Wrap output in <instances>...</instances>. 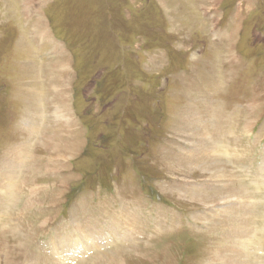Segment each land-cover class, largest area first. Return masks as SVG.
I'll return each instance as SVG.
<instances>
[{
    "label": "rangeland",
    "instance_id": "374dc122",
    "mask_svg": "<svg viewBox=\"0 0 264 264\" xmlns=\"http://www.w3.org/2000/svg\"><path fill=\"white\" fill-rule=\"evenodd\" d=\"M0 264H264V0H0Z\"/></svg>",
    "mask_w": 264,
    "mask_h": 264
},
{
    "label": "trees",
    "instance_id": "16d2710c",
    "mask_svg": "<svg viewBox=\"0 0 264 264\" xmlns=\"http://www.w3.org/2000/svg\"><path fill=\"white\" fill-rule=\"evenodd\" d=\"M100 84H101V82H100ZM92 129H93V127H92L90 124H87V127H86V130L88 131L87 135H90L91 137L96 138V137L94 136V134H95L96 131L93 132ZM154 134H156V133H154ZM91 137H88L87 144H86V147H85V149H84V152L82 153V156L85 155L87 147H88L89 144H91V142H92V138H91ZM102 137H104L105 140H101ZM157 137H158V136H157ZM149 138H151L150 134H149ZM96 139H97V138H96ZM98 139L101 140L100 149H102V147H103L102 145H104L105 142L111 140V139H110V135L101 136V138H98ZM153 139H154V138H153ZM144 145H145V144L142 143V146H144ZM151 145H153L152 141H150V146H151ZM147 149H148V148H147ZM133 153H134V152H133ZM79 188H80V187H78V188H73V189L68 193V197H70V198L68 199V201H71V200L73 199V196L77 193V191H78Z\"/></svg>",
    "mask_w": 264,
    "mask_h": 264
},
{
    "label": "bare ground",
    "instance_id": "6f19581e",
    "mask_svg": "<svg viewBox=\"0 0 264 264\" xmlns=\"http://www.w3.org/2000/svg\"><path fill=\"white\" fill-rule=\"evenodd\" d=\"M33 15H34V14H33ZM41 37H42V36H41ZM223 37H224V36H223ZM219 44H220V43H219ZM220 55H221V54H220ZM214 74H215V73H214ZM235 83H236V82H235ZM218 84H219V83H218ZM243 87H244V86H243ZM196 89H197V88H196ZM64 102H65V101H64ZM66 102H67V101H66ZM66 104H67V103H66ZM66 104H65V105H66ZM58 111H59V110H58ZM58 114H59V113H58Z\"/></svg>",
    "mask_w": 264,
    "mask_h": 264
}]
</instances>
